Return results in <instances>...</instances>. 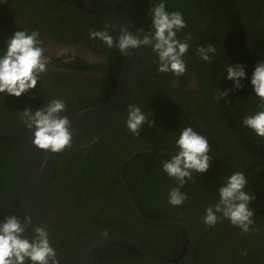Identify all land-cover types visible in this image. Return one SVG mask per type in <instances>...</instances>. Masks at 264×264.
I'll list each match as a JSON object with an SVG mask.
<instances>
[{"label": "trees", "instance_id": "trees-1", "mask_svg": "<svg viewBox=\"0 0 264 264\" xmlns=\"http://www.w3.org/2000/svg\"><path fill=\"white\" fill-rule=\"evenodd\" d=\"M155 2L158 0H121V12L136 33L151 31L149 12ZM259 2L261 6L257 5ZM263 3L264 0H167V10L180 11L187 23V27L178 33V38L192 37L184 59L199 75L203 94H196V97L201 104L186 102L184 91L173 93L167 87L168 82L173 81V74L159 73L158 61L151 49L140 48L142 75L136 79L129 104L139 105L154 124L151 127L144 125L139 131V138L133 137L124 124L126 109L112 128L94 136L74 139L73 147L59 154L49 212L61 207L65 214L63 218L54 220L48 212L42 223L50 230L59 256L69 257L78 249L106 238L102 235L104 231L109 233L107 237L128 234L154 256L167 262L172 256L180 255L176 251L181 245L186 246V253L189 248L188 234L183 228L151 225L136 216L120 183L119 172L121 164L136 151H172L179 131L191 126L209 138L212 161L208 172L194 174L193 181L187 182L181 189L188 200L181 206L172 207L168 205L167 197L170 189L176 186L175 181L161 170V162L170 155H138L125 166L124 176L141 212L151 219H176L192 227L196 243L188 264H196V258L201 264H204L203 260L213 261L211 253L219 249L227 251L229 263L264 264V228L259 224L264 220V200L257 194H264V163L256 162L240 149L229 135L222 118L223 114L249 152L264 157V140L255 137L241 123L245 114L256 110L257 101L252 96L248 81H242L243 90L230 92L228 98L220 96L222 112L218 110L215 94L220 79L218 75L234 54L230 65L244 64L249 78L256 63L264 61ZM69 5L73 18L80 17V12H84L89 19H94L91 22L117 35L105 19L77 3ZM27 11L29 24L21 29L29 30L30 25L35 23L36 27L40 26L41 32L39 17ZM256 17L260 19L255 20ZM259 29L262 30L259 32ZM246 37L250 39L243 43ZM206 44L217 48L212 63L202 62L196 53L198 46ZM105 49L109 58L106 66L99 70L103 75L90 82L79 83L75 95H71L73 102L69 108L106 103L110 99L123 67L124 55L115 48ZM180 79L188 83V79ZM231 88L232 83L223 78L220 92ZM34 95L37 97L35 100L32 99ZM176 103L185 107L190 116L179 110ZM42 105L45 106L38 89L20 98L5 96L0 99V124L21 123L19 112L26 108L35 111ZM192 117L197 118L202 126ZM19 154L20 145L16 139L0 140V170L5 169L4 173L0 171V196L15 182ZM234 171L245 173L248 187L255 196L250 204L255 213V226L247 234H242L228 221L211 228L201 222L205 207L217 199L221 180ZM227 228H231L230 232ZM92 258L104 264H150L138 251L122 242L97 250Z\"/></svg>", "mask_w": 264, "mask_h": 264}, {"label": "clouds", "instance_id": "clouds-1", "mask_svg": "<svg viewBox=\"0 0 264 264\" xmlns=\"http://www.w3.org/2000/svg\"><path fill=\"white\" fill-rule=\"evenodd\" d=\"M7 0H0L3 5ZM151 31L140 30L133 35L125 28L117 35L109 30H89L90 40H99L108 49H117L127 56L129 50L150 48L157 58L159 73H172L177 78L186 74L187 63L184 59L190 48L192 37L183 40L178 33L186 27L184 15L180 11H168L167 0H158L150 9ZM39 30L18 28L0 49V99L5 96L20 98L22 95L37 89L38 82L42 85V77L48 71V57L45 55L44 41ZM67 49H61L57 56L64 55ZM200 60L212 63L217 55L213 44L200 45L196 48ZM223 70L218 75V79ZM226 81L232 83L231 89L219 93L222 98H228L232 91L243 90L242 81H248L253 97L257 101L256 110L242 117V127L248 129L260 140H264V61L256 63L249 78L244 64L233 63L226 69ZM37 97H32L35 100ZM71 109L63 98L48 100L46 106L35 111L30 108L19 112L21 123L32 132L33 145L39 150L51 154L66 153L73 147L74 138L71 123L67 115ZM125 127L139 138V131L154 121L149 119L139 105L129 104L124 120ZM82 147L86 148L87 145ZM209 138L187 126L179 131L174 139V147L168 159L161 162V170L170 180L175 181V187L168 192L167 203L172 207L183 205L188 196L181 191L187 182L193 181L194 174L208 172L212 157ZM217 190V199L204 209L201 222L206 227H214L222 221H228L231 226L242 234L253 231L255 213L250 204L255 199L248 187V178L242 171H234L221 180ZM3 197H0L2 199ZM31 216L23 220L15 215L7 216L0 221V264H60L59 253L53 245L50 230L44 224L33 229L30 238L25 237L26 231L32 226ZM103 236L109 233L104 231ZM246 255V253H245Z\"/></svg>", "mask_w": 264, "mask_h": 264}, {"label": "water", "instance_id": "water-1", "mask_svg": "<svg viewBox=\"0 0 264 264\" xmlns=\"http://www.w3.org/2000/svg\"><path fill=\"white\" fill-rule=\"evenodd\" d=\"M69 3H77L91 12L97 14L105 19L115 29L117 34L123 27L129 33L136 35L135 30L127 20L125 15L121 12V0H63ZM229 60L223 69V74L217 82L216 87V100L217 107L220 112V86L226 74V69L230 65ZM142 75L141 71V49L129 50L127 56L124 55V63L120 72L117 84L106 103H92L77 105L72 108L65 115L68 116L71 123V130L73 138H82L94 136L99 133L105 132L112 128L124 115L130 101L132 90L134 88L136 79ZM37 87L41 93L44 105L48 104V98L44 88L38 82ZM187 115L190 116L189 112ZM222 114V113H221ZM224 118V116H223ZM192 120L197 122L200 126L201 122L192 117ZM227 131L234 142L240 149L256 162H264V157H258L249 152L245 146L238 140L237 136L231 130L228 121L224 118ZM4 138H14L20 145V154L17 161V170L15 182L10 186L0 197V221L7 216L15 215L21 220L28 215L33 219L32 226L26 231L25 237L30 238L33 234V229L45 220L52 201L55 181L57 175V168L59 163V154H51L46 150L37 149L33 143L32 132L27 130L22 123H1L0 124V140ZM170 154L174 153L169 151H156V150H140L129 156L120 166V183L125 189L136 216L143 222L151 225L161 226H178L185 228L190 234V249L187 254L186 260L179 264H186L189 260L194 248L195 237L190 226L176 219L169 220H156L143 215L141 212L134 195L129 189L124 180L125 166L135 157L141 154ZM125 243L138 251L150 264H172L160 260L155 257L144 245H142L134 237L124 234L106 237L96 241L90 245L84 246L75 251L69 257L60 258V264H104L92 258V255L99 249L112 243Z\"/></svg>", "mask_w": 264, "mask_h": 264}, {"label": "flooded vegetation", "instance_id": "flooded-vegetation-1", "mask_svg": "<svg viewBox=\"0 0 264 264\" xmlns=\"http://www.w3.org/2000/svg\"><path fill=\"white\" fill-rule=\"evenodd\" d=\"M69 4V2H65L63 0H7L5 4L0 5V49L5 47V41L15 31H17L18 28L27 26L29 24L30 16L28 15L27 10H29L31 14L39 17L42 28V31L40 32V38L44 41L45 55L46 57H48V71L46 75L42 77V85L49 100L53 98H63L67 101L68 105L73 102L71 95H75V89L80 86L79 83H87L103 75L99 70L101 69V67L106 66L109 58L108 52L106 51L105 46L102 44V42H100L99 40H90L88 38L90 29L103 30V28L91 22V20L94 19H89L86 16L87 14H85L84 12H80V17L73 18V15L70 14ZM257 5L261 6V2L257 3ZM19 8H21L22 10L19 11ZM259 19L260 17L255 18V20ZM257 24H259V22H257ZM82 25H84V27L80 29ZM29 30H40V26L37 25L36 27V24L32 23L29 27ZM261 30L262 29H259V32ZM248 39H250V37H246L243 40V43H245ZM61 49H67V52L64 55L57 56V52ZM237 49L235 53L237 52ZM235 55L236 54L230 57L229 60L234 58ZM155 60L157 61V58H155ZM181 77L188 79V83L181 82L180 77L177 78L173 75V81L168 82L167 87L171 91H173V93L184 91L187 96L186 102L194 101L201 104V101H197L196 97V94H203V92L201 91V81L197 72L193 69V67L187 65L186 74ZM39 94L41 95L40 91ZM175 106L179 110H182L186 115V111L189 112L185 107H182L177 103ZM223 116L224 115L222 114V118ZM159 155H164V153H160ZM104 161L107 164V161ZM2 170L4 173L5 169ZM128 187L131 190L129 185ZM258 190H260V185ZM257 194L259 197L262 196V200H264V194L262 192H259ZM64 214V208L61 207L49 212L50 218L54 220L63 218ZM259 224L260 227L264 228V220L260 221ZM253 226H255V224ZM190 228L192 230L191 226ZM183 229L188 234L187 241L189 248L185 253L186 246L181 245L178 251H176L180 255L172 256L170 262H165L179 264L186 260L187 254L190 249L191 240L189 232L185 228ZM230 230L231 228H227L228 232H230ZM210 237L212 236L210 235ZM211 256L213 261L208 262L206 260H203L204 264H234L233 261H231V263L227 261L228 254L226 250L219 249L217 252L211 253ZM190 258L186 264L189 263ZM195 261L196 264H201L199 262L200 260H198L197 258L195 259Z\"/></svg>", "mask_w": 264, "mask_h": 264}]
</instances>
